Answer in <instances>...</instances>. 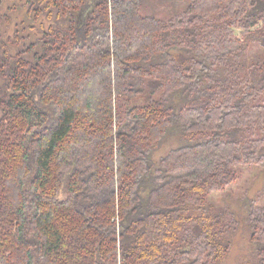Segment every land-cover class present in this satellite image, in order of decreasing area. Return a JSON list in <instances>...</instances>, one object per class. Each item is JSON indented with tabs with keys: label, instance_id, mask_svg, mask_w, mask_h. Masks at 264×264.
Masks as SVG:
<instances>
[{
	"label": "trees",
	"instance_id": "16d2710c",
	"mask_svg": "<svg viewBox=\"0 0 264 264\" xmlns=\"http://www.w3.org/2000/svg\"><path fill=\"white\" fill-rule=\"evenodd\" d=\"M19 1L5 40L0 0V264H221L238 221L208 198L264 171V0Z\"/></svg>",
	"mask_w": 264,
	"mask_h": 264
},
{
	"label": "rangeland",
	"instance_id": "374dc122",
	"mask_svg": "<svg viewBox=\"0 0 264 264\" xmlns=\"http://www.w3.org/2000/svg\"><path fill=\"white\" fill-rule=\"evenodd\" d=\"M19 10L13 14L11 23L3 27V36L7 40L13 37L25 19V8L21 1ZM10 1L3 4L1 13H6ZM235 36L242 37V30L236 29ZM16 53V48L11 47L10 55ZM0 116L2 110L0 108ZM171 142H167L164 147L156 153L155 159H159L171 147ZM237 180L233 182L226 190L212 194L208 199L217 209H226L232 212L238 226L230 234L231 248L221 264H249L254 259V246L251 242V232L247 223L249 200H255L264 204V171L257 166H240L236 168Z\"/></svg>",
	"mask_w": 264,
	"mask_h": 264
},
{
	"label": "bare ground",
	"instance_id": "6f19581e",
	"mask_svg": "<svg viewBox=\"0 0 264 264\" xmlns=\"http://www.w3.org/2000/svg\"><path fill=\"white\" fill-rule=\"evenodd\" d=\"M65 8V7H64Z\"/></svg>",
	"mask_w": 264,
	"mask_h": 264
}]
</instances>
